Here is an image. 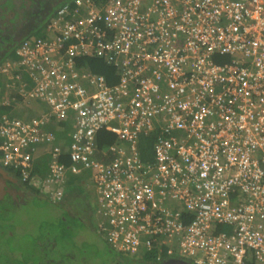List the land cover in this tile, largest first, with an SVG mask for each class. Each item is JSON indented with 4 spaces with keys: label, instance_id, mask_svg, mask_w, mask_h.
Here are the masks:
<instances>
[{
    "label": "built area",
    "instance_id": "obj_1",
    "mask_svg": "<svg viewBox=\"0 0 264 264\" xmlns=\"http://www.w3.org/2000/svg\"><path fill=\"white\" fill-rule=\"evenodd\" d=\"M89 56L119 82L81 73L76 59ZM0 75L13 97L47 106L0 117V166L51 202L69 174L87 173L97 233L114 251L160 243L192 264H264V0H74ZM69 118L71 165L56 146L48 175L32 174L53 141L45 126ZM156 127L145 161L140 142ZM104 130L117 142L99 151Z\"/></svg>",
    "mask_w": 264,
    "mask_h": 264
},
{
    "label": "rangeland",
    "instance_id": "obj_2",
    "mask_svg": "<svg viewBox=\"0 0 264 264\" xmlns=\"http://www.w3.org/2000/svg\"><path fill=\"white\" fill-rule=\"evenodd\" d=\"M4 95L0 96L2 102ZM13 104L17 109L16 104L19 103L13 101ZM35 105L38 108L47 107L39 103ZM1 110L0 107V115L4 112ZM17 117H24V113L18 112ZM90 187L91 189L88 191L87 186L84 193V198H88L89 201L87 206L79 204L80 198L76 203L67 206L71 216L74 217L69 216L67 218L68 223L70 221V225L73 226L70 234L74 244L67 241L71 239L64 236L62 231L64 229L60 227L58 220L66 218L62 216L63 211L59 208L52 209V205H47L44 201L30 197H28L26 204L19 206L13 205L11 199H6L0 203V264H40V261L45 262L47 258H52L54 264H60V259L65 253L75 250H77L76 253L70 255L73 262L70 261L69 257L65 264H137L131 259H141L138 255L118 253L119 255L114 258L116 253L111 252L105 239L94 232L92 218L98 220L99 217L95 203V187L91 180ZM83 223L94 230L88 229ZM66 233L68 236L69 233ZM51 235H57L59 245V248L56 247L54 251L41 247V243H47ZM85 261L86 263H84Z\"/></svg>",
    "mask_w": 264,
    "mask_h": 264
},
{
    "label": "trees",
    "instance_id": "obj_3",
    "mask_svg": "<svg viewBox=\"0 0 264 264\" xmlns=\"http://www.w3.org/2000/svg\"><path fill=\"white\" fill-rule=\"evenodd\" d=\"M73 1L74 0H62L61 2H59L56 0H52L50 2V7H48L45 11L42 9V13H40V14L35 13V15L33 14L34 17L32 18V21L34 22V24L33 25L32 24L27 25L26 29L24 30L22 35H20L18 37H12V44H15V45H13V46L10 45V49L5 50L3 57L0 58V65H2L9 57H13L15 54V50L21 44H23L27 39H29L31 37L43 36L44 28L55 17L58 10L66 4L73 3ZM95 1L98 5H102L105 2V0H95ZM223 60H225V59H223ZM226 60L229 61V58H227ZM76 65H77V69L79 71H81V73H90L93 75L105 77V79L107 81V85H109L111 87L116 85L119 82L120 78L118 75V73H119L118 69L114 65L109 64L107 61H105L102 58L93 57V56L80 57V58L76 59ZM1 108H2L1 111H4V112L0 115V117L9 112L8 111L9 109L7 107H1ZM74 123H75L74 119L69 118L62 123L58 122V127L55 128L56 131H54V132L52 131V133H54L53 134L54 139L56 140V141L55 140L53 141V142H55V146L57 144V140H59V138L61 139L60 142H58V147H60L63 151L62 155L60 157V163L65 165V166L71 165V161H70V158L68 155V147L71 143V134L74 131L72 129V125ZM45 133H46V135H49V130H47ZM160 134H161V128L156 127V131L152 132L147 137H143L141 139L140 148H141L143 160L151 161L153 159V146L156 142V138H158V136ZM116 142H117L116 136L105 131V130L100 131L97 134L96 144L98 146L99 151L107 150L112 144H115ZM46 161H47V163H46ZM46 161L43 160V162H42L44 164V167H46V165H48L49 160L46 159ZM37 164H38L37 161L34 162V168H38L39 164L38 165ZM34 168L32 170V174L36 173ZM45 171H46V169L43 171V174H45ZM8 172H12L16 177L19 178L18 172H14L11 170H9ZM82 176H83V173L79 174L77 176L69 174L67 181L64 185V188L67 191L66 193H68V195H66V193H65V195L67 197L68 196L69 197L66 200L63 199L65 202H63V200L58 201V202H52V203H54L53 207H57V208H59V210L63 211L62 216L66 219L69 218V216L71 218H73L71 216L72 214H71L70 210L67 208V206L71 203L72 204L75 203V195L77 196L80 194L81 196H84V193L86 192L85 186L82 184L83 183V177ZM71 197H72V200H69ZM2 202H3V200L0 201V203H2ZM68 220H70V219H68ZM58 221L61 225L60 226L61 229H64V230H62L64 233V236L70 237V239H71L72 235L70 234V231H71V228L73 226L70 225V221L68 223L67 220H62L61 218ZM83 224L88 229H92L90 226H87V224H85V223H83ZM217 231L218 232H224V233L226 232L227 234L232 233L231 228L228 226L219 227L217 229ZM66 232L69 233L68 236H67ZM62 234H60V235H62ZM67 241L70 242L71 244H74L73 238L71 240H67ZM53 242H56V247L59 246L58 240H57V235L56 236L51 235L50 239L47 241V243H45V244L41 243V247L45 248L44 246L46 244H48V243L53 244ZM110 250H111V252L117 254V252L114 251L112 248H110ZM169 250H170L169 246L160 245L159 247H157L153 250L146 251L144 254L142 253V255H141V259L143 261L142 263L143 264H162L163 262H165L168 259L179 258V256L176 253L169 254ZM76 251L77 250H75L73 252L65 253L64 256L61 257V259H60V264H65V261H68L69 257H70V261L73 262V258H71L70 255H74V253H76ZM38 260H40V259H38ZM40 264H54V262L52 261L51 258H47V260L45 262L40 261Z\"/></svg>",
    "mask_w": 264,
    "mask_h": 264
},
{
    "label": "flooded vegetation",
    "instance_id": "obj_4",
    "mask_svg": "<svg viewBox=\"0 0 264 264\" xmlns=\"http://www.w3.org/2000/svg\"><path fill=\"white\" fill-rule=\"evenodd\" d=\"M51 1L52 0H0V58L3 57L6 49H10V45H15L12 44V37H18L22 35L27 25H33L34 22L32 21V18L34 17L35 13H42V9L45 11L48 7H50ZM56 1L61 2L62 0ZM6 174L8 176V179L5 180L6 191L1 200L4 201L6 199H11L10 201L13 205L19 206L20 204L24 203L23 198L27 196L44 201L47 205H52V209L56 208L53 207L54 203L50 202L45 196L39 194L36 191L28 190V186L21 182L20 179L13 173L11 174L6 172ZM9 186H14L18 190H13ZM19 190L23 192V195L18 194ZM22 196L24 197L22 198ZM45 248L54 251L56 248V242H53V244H46ZM141 264L143 263L141 262Z\"/></svg>",
    "mask_w": 264,
    "mask_h": 264
},
{
    "label": "crops",
    "instance_id": "obj_5",
    "mask_svg": "<svg viewBox=\"0 0 264 264\" xmlns=\"http://www.w3.org/2000/svg\"><path fill=\"white\" fill-rule=\"evenodd\" d=\"M6 62V61H5ZM5 62L2 64V65H4L5 64ZM2 65H0V66H2ZM1 76V75H0ZM1 78V81H0V96H2V95H4V93H5V95L3 96V102L2 101H0V103H1V107H7L9 110V112L6 114V115H11V116H13V117H16V118H27V119H29V118H31V117H33V116H39L40 114H43L44 112H42V111H46L47 112V110H45L44 108H38V107H36L34 104L33 105H26V103H24L19 97V99L18 98H15V97H13L12 95H11V92H10V90H6V78L5 77H3V76H1L0 77ZM12 98H15V100H13ZM12 101H16L17 103H19V104H16V108L17 109H15V106L14 105H12ZM8 102H10V103H8ZM7 104V105H6ZM9 104V105H8ZM30 106H32V107H30ZM18 112H22V113H24V117H17V114H18ZM45 112V113H46ZM51 122V121H50ZM48 123L46 126H45V128H44V131L46 132L47 130H49V135L53 138V141L55 140L54 139V133H52V131L54 132V131H56L55 130V128L56 127H58V122H51V123ZM62 123V122H61ZM74 128H75V124H73L72 125V129L74 130ZM73 133V132H72ZM58 137V136H57ZM60 138H59V140H57V144H56V146L58 147V142H60ZM53 141H51V142H44L43 144H41L38 148H37V151H36V153H35V155H36V161L38 162V168H34L35 169V171H36V173H39V175H42V176H44V177H46L47 175H48V173H49V163H50V160H51V151L53 150V148L54 147H56L55 146V142H53ZM56 141V140H55ZM48 159L49 161H48V165H46V167H44V164L42 163L43 162V160H45L46 161V159ZM35 161V162H36ZM46 163H47V161H46ZM46 169V171H45V174H43V171ZM9 173H11L12 174V172H9ZM83 185L85 186V188H87V186H88V191L91 189V187H90V178H88V174L87 173H83ZM8 184H9V181H8ZM10 187V186H9ZM11 189H16V190H18L16 187H10ZM21 189H23V188H21ZM27 189L28 190H33V191H36V190H34L33 189V187H27ZM36 192H38V191H36ZM67 192V191H66ZM39 193V192H38ZM95 193H96V190H95ZM18 194H21V195H23V192L22 191H18ZM40 194V193H39ZM66 195H68V193H66ZM65 195V198H64V200H66L68 197ZM24 196H22V198H23ZM31 198V197H30ZM80 198V200H79V204L81 205V204H85V206H87V204L89 203V201L87 200V199H85L84 198V196H81L80 194L79 195H75V203L77 202V200ZM71 200H72V197L70 198ZM69 199V200H70ZM23 200H24V203L23 204H25V203H27L28 202V197L26 196V197H24L23 198ZM63 200V202H65ZM82 202H84V203H82ZM95 203H96V205H98V197H97V193H96V199H95ZM16 206V205H15ZM98 212V211H97ZM98 214V213H97ZM74 218V217H73ZM64 220H67V219H64ZM92 222H93V224H94V229H95V231L94 232H96L97 233V224H98V221H97V219L96 218H92ZM93 229V230H94ZM162 245H164V244H162ZM109 246V245H108ZM160 246V243L159 244H157V243H155L154 244V246L150 249V250H153V249H155V248H157V247H159ZM110 247V246H109ZM111 248V247H110ZM149 251V250H148ZM146 252V250H144L143 251V254ZM174 253H176L178 256H180V253L178 252V249H175V252ZM120 254V253H119ZM118 253L117 254H115V256H114V258H116L117 257V255H119ZM123 255V254H122ZM138 257L139 258H141V255L139 256L138 255ZM132 261H134V262H137V264H141V262H143L142 261V259H138V258H135V259H131ZM84 263H86V261L84 262Z\"/></svg>",
    "mask_w": 264,
    "mask_h": 264
},
{
    "label": "water",
    "instance_id": "obj_6",
    "mask_svg": "<svg viewBox=\"0 0 264 264\" xmlns=\"http://www.w3.org/2000/svg\"><path fill=\"white\" fill-rule=\"evenodd\" d=\"M6 179H8L6 172L2 168H0V200L3 198L6 191L5 190ZM162 264H191V263L180 258H171L166 260Z\"/></svg>",
    "mask_w": 264,
    "mask_h": 264
},
{
    "label": "clouds",
    "instance_id": "obj_7",
    "mask_svg": "<svg viewBox=\"0 0 264 264\" xmlns=\"http://www.w3.org/2000/svg\"><path fill=\"white\" fill-rule=\"evenodd\" d=\"M59 11V10H58ZM57 14V13H56ZM0 168H2L1 166H0ZM4 171H6V172H8L9 170H7V169H4V168H2ZM179 258L180 259H183V260H186V261H188L189 262V260H187L186 258L184 259V258H182L181 256H179ZM191 263V262H190ZM192 264V263H191Z\"/></svg>",
    "mask_w": 264,
    "mask_h": 264
}]
</instances>
